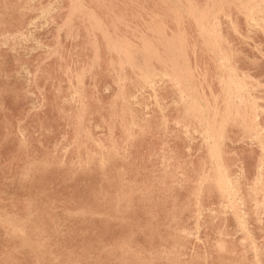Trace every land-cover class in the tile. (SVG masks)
Instances as JSON below:
<instances>
[{
	"label": "rangeland",
	"instance_id": "1",
	"mask_svg": "<svg viewBox=\"0 0 264 264\" xmlns=\"http://www.w3.org/2000/svg\"><path fill=\"white\" fill-rule=\"evenodd\" d=\"M79 1L0 0V264H264V0Z\"/></svg>",
	"mask_w": 264,
	"mask_h": 264
},
{
	"label": "bare ground",
	"instance_id": "2",
	"mask_svg": "<svg viewBox=\"0 0 264 264\" xmlns=\"http://www.w3.org/2000/svg\"><path fill=\"white\" fill-rule=\"evenodd\" d=\"M55 1H56V0H55ZM78 1H79V0H78ZM96 1H97V0H96ZM114 1H115V0H114ZM130 1H131V0H130ZM178 1H179V0H178ZM190 1H192V0H190ZM224 1H225V0H224ZM244 1H245V0H244ZM246 1L248 2V1H250V0H246ZM261 1H262V0H261ZM76 2H77V1H76ZM103 2H104V1H103ZM128 2H129V1H128ZM212 2H213V1H212ZM212 2H211V3H212ZM237 2H238V1H237ZM55 3H56V2H55ZM69 3H70V2H69ZM73 3H75V2H73ZM73 3H72V4H73ZM79 3H80V1H79ZM186 3H188V2H186ZM203 3H204V2H203ZM211 3H210V4H211ZM222 3H224V2H222ZM226 3H227V2H226ZM232 3H233V2H232ZM244 3H245V2H244ZM244 3H242V4H244ZM258 3H260V2H258ZM70 4H71V3H70ZM102 4H104V3H102ZM219 4H220V3H219ZM239 4H240V3H239ZM239 4H238V5H239ZM261 4H262V3H261ZM51 5H53V3H52ZM78 5H79V4H78ZM78 5H77V6H78ZM81 5H82V4H81ZM173 5H174V4H173ZM190 5H191V4H190ZM190 5H189V7H190ZM222 5H223V4H222ZM255 5H256V4H255ZM72 6H73V5H72ZM191 6H192V5H191ZM195 6H196V5H195ZM195 6H194V7H195ZM210 6H211V5H210ZM253 6H254V5H253ZM257 6H258V5H257ZM257 6H256V7H257ZM79 7H80V5H79ZM174 7H175V5H174ZM174 7H173V9H174ZM202 7H203V6H202ZM249 7H250V6H249ZM254 7H255V6H254ZM71 8H72V7H71ZM75 8H76V7H75ZM176 8H177V7H176ZM183 8H184V7H183ZM187 8H188V7H187ZM203 8H204V7H203ZM211 8H212V7H211ZM228 8H229V7H228ZM243 8H244V7H243ZM243 8H241V9H243ZM257 8H259V7H257ZM49 9H50V8H49ZM188 9H190V8H188ZM188 9H187V10H188ZM194 9H195V8H194ZM234 9H235V8H234ZM246 9H248V8H246ZM64 10H65V9H64ZM170 10H172V9H170ZM174 10H175V9H174ZM182 10H183V9H182ZM187 10H186V11H187ZM195 10H197V9H195ZM200 10H201V9H200ZM216 10H217V9H216ZM248 10H249V9H248ZM252 10H253V9H252ZM257 10H258V9H257ZM44 11H45V10H44ZM62 11H63V10H62ZM72 11H73V10H72ZM183 11H184V10H183ZM191 11H192V10H191ZM203 11H204V10H203ZM210 11H211V10H210ZM218 11H219V10H218ZM243 11H244V10H243ZM253 11H254V10H253ZM253 11H252V12H253ZM258 11H259V10H258ZM260 11H261V10H260ZM5 12H6V11H5ZM88 12L91 14L90 10H88ZM92 12H93V11H92ZM175 12H176V11H175ZM175 12H174V13H175ZM184 12H185V11H184ZM192 12H194V11H192ZM212 12H213V11H212ZM220 12H221V10H220ZM246 12L248 13L249 11H246ZM254 12H255V11H254ZM254 12H253V13H254ZM261 12H262V11H261ZM43 13H44V12H43ZM51 13H52V12H51ZM69 13H70L69 15H71V12H69ZM72 13H73V12H72ZM74 13H75V12H74ZM171 13H172V12H171ZM187 13H188V12H187ZM198 13H199V12H198ZM217 13H218V12H217ZM259 13H260V12H259ZM66 14H67V13H66ZM188 14H189V13H188ZM214 14H215V13H214ZM43 15H44V14H43ZM80 15H81V14H80ZM94 15H95V14H94ZM173 15H174V14H173ZM191 15H192V14H191ZM191 15H189V16H191ZM199 15H200V14H199ZM205 15H208V14H205ZM218 15H219V14H218ZM255 15H256V13H255ZM40 16H41V15H40ZM153 16H155V15H153ZM156 16H157V15H156ZM187 16H188V15H187ZM187 16H186V17H187ZM209 16H210V15H209ZM211 16H212V14H211ZM225 16H226V15H225ZM243 16H244V15H243ZM246 16H247V15H246ZM251 16H252V14H251ZM251 16H249V17H251ZM262 16H263V15H262ZM42 17H43V16H42ZM42 17H41V18H42ZM82 17H83V16H81V18H82ZM92 17H94V16H92ZM95 17H96V16H95ZM176 17H177V16H176ZM176 17L174 16V18H176ZM186 17H185V18H186ZM191 17H192V16H191ZM191 17H190V18H191ZM204 17H205V16H204ZM204 17H203V18H204ZM215 17H216V15H215ZM263 17H264V16H263ZM77 18H78V17H77ZM174 18H173V19H174ZM177 18H178V17H177ZM197 18H198V17H197ZM199 18H200V16H199ZM207 18H208V17H207ZM228 18H229V17H228ZM70 19H71V18H70ZM75 19H76V18H75ZM75 19H74V20H75ZM93 19H94V18H93ZM96 19H97V17H96ZM149 19H150V18H149ZM194 19H195V17H194ZM194 19H193V20H194ZM209 19H210V18H209ZM213 19H214V18H213ZM224 19H225V18H224ZM226 19H227V18H226ZM256 19H257V18H256ZM76 20H77V19H76ZM91 20H92V19H91ZM99 20H100V19H99ZM118 20H119V18H118ZM185 20H186V19H185ZM205 20H206V19H205ZM245 20H246V19H245ZM252 20H253V19H252ZM259 20H260V19H259ZM93 21H96V20L94 19ZM120 21H121V20H120ZM170 21H171V20H170ZM200 21H201V20H200ZM214 21H215V20H214ZM253 21H255V18H254ZM260 21H261V20H260ZM40 22H41V21H40ZM159 22H160V21H159ZM173 22H174V20H173ZM177 22H178V21H177ZM250 22H251V20H250ZM255 22H256V21H255ZM257 22H258V21H257ZM261 22H262V21H261ZM33 23H34V22H33ZM69 23H70V22H69ZM211 23H212V22H211ZM215 23H216V22H215ZM252 23H253V22H252ZM70 24H71V23H70ZM96 24H97V22H96ZM98 24H99V23H98ZM155 24H156V23H154L153 25H155ZM201 24H202V23H201ZM207 24H208V23H207ZM216 24H217V23H216ZM5 25H7V24H5ZM160 25H161V24H160ZM196 25H197V24H196ZM204 25H205V24H204ZM96 26H97V25H96ZM98 26H99V25H98ZM197 26H198V25H197ZM209 26L212 27V25H209ZM217 26H218V25H217ZM258 26H259V25H258ZM62 27H63V26H62ZM89 27H90V26H89ZM104 27H105V26H104ZM162 27H163V26H162ZM232 27H233V26H232ZM256 27H257V26H256ZM60 28H61V27H60ZM77 28H78V27H77ZM105 28H106V27H105ZM177 28H178V27H177ZM254 28H255V27H254ZM258 28H259V27H258ZM41 29H42V27H41ZM47 29H48V28H47ZM155 29H156V28H155ZM157 29H158V28H157ZM161 29H162V28H161ZM161 29H160V30H161ZM196 29H197V28H196ZM198 29H200V28H198ZM201 29H202V28H201ZM235 29H236V28H235ZM262 29H263V28H262ZM158 30H159V29H158ZM202 30H203V29H202ZM211 30H212V29H211ZM260 30H261V29H260ZM198 31H199V30H198ZM198 31H197V32H198ZM75 32L78 33V31H75ZM86 32H87V30H86ZM93 32H94V30H93ZM93 32H92V33H93ZM106 32H107V31H106ZM150 32H151V31H150ZM159 32H160V31H159ZM162 32H163V30H162ZM201 32H202V31H201ZM260 32H261V31H260ZM60 33H61V32H60ZM87 33H88V32H87ZM112 33H113V32H112ZM199 33H200V32H199ZM204 33H206V32L204 31ZM209 33H210V32H209ZM212 33H213V30H212ZM233 33H234V32H233ZM74 34H75V33H74ZM88 34H89V33H88ZM139 34H140V33H139ZM172 34H173V33H172ZM178 34H179V33H178ZM213 34H214V33H213ZM213 34H212V35H213ZM234 34H235V33H234ZM258 34H259V33H258ZM58 35H59V34H58ZM155 35H156V34H155ZM163 35H164V34H163ZM198 35H199V34H198ZM232 35H233V34H232ZM235 35H236V34H235ZM93 36H94V35H93ZM108 36H110V35L108 34ZM160 36H162V35H160ZM174 36H176V35H174ZM174 36L172 35L170 39L173 40ZM177 36H178V35H177ZM179 36H180V35H179ZM181 36H182V35H181ZM181 36H180V37H181ZM216 36H217V35H216ZM65 37H66V36H65ZM88 37H89V36H88ZM122 37H123V36H122ZM168 37H169V36H168ZM172 37H173V38H172ZM214 37H215V36H214ZM28 38H29V37H28ZM93 38H94V37H93ZM117 38H118V37H117ZM132 38H133V37H132ZM177 38H178V37H177ZM206 38H207V37H206ZM217 38H218V37H217ZM235 38H236V37H235ZM240 38H241V37H240ZM34 39H35V38H34ZM124 39H125V38H124ZM167 39H168V38H167ZM180 39H181V38H180ZM218 39H220V37H219ZM247 39H248V38H247ZM87 40H88V39H87ZM136 40L138 41V39H136ZM174 40H175V39H174ZM221 40H222V39H221ZM241 40H242V39H241ZM241 40H240V41H241ZM243 40H244V39H243ZM245 40H246V38H245ZM106 41H107V40H106ZM116 41H117V40H116ZM140 41H141V38H140ZM165 41H166V40H165ZM165 41H163V42H165ZM170 41H171V40H170ZM128 42H129V41H128ZM142 42H143V41H142ZM180 42H181V41H180ZM184 42H185V40H184ZM218 42H219V40H218ZM224 42H225V40H224ZM244 42H245V41H244ZM70 43H71V42H70ZM115 43H116V42H115ZM139 43H140V42H139ZM170 43H171V42H170ZM231 43H232V42H231ZM245 43H246V42H245ZM93 44H94V43H93ZM113 44H114V43H113ZM113 44H112V45H113ZM117 44H118V41H117ZM130 44H131V43H130ZM142 44H145V43H142ZM149 44H151V43H149ZM171 44H172V43H171ZM251 44H252V43H251ZM26 45H27V44H26ZM88 45H89V44H88ZM90 45H91V44H90ZM147 45H148V44H147ZM166 45H167V44H166ZM178 45H180V44H178ZM181 45H182V43H181ZM200 45H201V44H200ZM225 45H226V44H225ZM228 45H229V44H228ZM228 45H226V46H228ZM259 45H261V44H259ZM39 46H40V45H39ZM92 46H94V45H92ZM96 46H97V45H96ZM108 46H109V45H108ZM148 46H149V45H148ZM167 46H168V45H167ZM167 46H166V47H167ZM170 46H171V45H170ZM210 46H211V45H210ZM253 46H254V45H253ZM57 47H58V46H57ZM94 47H95V46H94ZM179 47H180V46H179ZM203 47H205V46L203 45ZM229 47H230V45H229ZM257 47H258V46H257ZM259 47H260V46H259ZM95 48H96V47H95ZM172 48H173V46H172ZM180 48H181V47H180ZM207 48H208V46H207ZM254 48H255V47H254ZM92 49H93V48H92ZM110 49H111V48H110ZM143 49H145V48H143ZM176 49H177V48H176ZM176 49H174V51H176ZM218 49H219V48H218ZM233 49H234V48H233ZM261 49H262V48H261ZM75 50H76V49H75ZM107 50H108V48H107ZM186 50H187V49H186ZM216 50H217V49H216ZM55 51H56V50H55ZM55 51H54V52H55ZM73 51H74V50H73ZM96 51H97V50H96ZM111 51H113V50H111ZM143 51H144V50H143ZM148 51H149V50H148ZM180 51H181V49H180ZM205 51H206V50H205ZM208 51H209V50H208ZM256 51H257V50H256ZM30 52H31V51H30ZM84 52H85V51H84ZM189 52H190V51H189ZM55 53H56V52H55ZM98 53H99V52H98ZM144 53H145V52H144ZM147 53H148V52H147V50H146V53H145V54H147ZM183 53H184V52H183ZM220 53H222V52H220ZM224 53H225V52H224ZM96 54H97V52H96ZM120 54H122V52H121ZM123 54H124V53H123ZM180 54H181V53H180ZM184 54H185V53H184ZM257 54H258V53H257ZM22 55H23V54H22ZM67 55H68V54H67ZM141 55H142V54H141ZM156 55H157V52H156ZM93 56H94V55H93ZM134 56H135V55H134ZM147 56H148V55H147ZM94 57H95V56H94ZM96 57H97V56H96ZM169 57H170V56H169ZM213 57H214V56H213ZM97 58H99V57H97ZM143 58H144V56H143ZM184 58H185V57H184ZM218 58H219V57H218ZM92 59H93V58H92ZM193 59H194V58H193ZM193 59H192V60H193ZM225 59H226V57H225ZM227 59H229V56H228ZM227 59H226V60H227ZM110 60H111V59H110ZM126 60H127V59H126ZM251 60H252V59H251ZM260 60H261V59H260ZM59 61H60V59H59ZM62 61H63V60H62ZM95 61H96V60H95ZM95 61H94V62H95ZM112 61H113V60H112ZM157 61H158V60H157ZM229 61H230V60H229ZM92 62H93V61H92ZM140 62H141V61H140ZM158 62H160V61H158ZM161 62H162V61H161ZM182 62H183V61H182ZM182 62H181V63H182ZM184 62H186V61L184 60ZM216 62H217V61H216ZM216 62H215V63H216ZM222 62H223V61H222ZM164 63H165V62H164ZM212 63H213V62H212ZM183 64H184V63H183ZM187 64H188V63H187ZM221 64H222V63H221ZM124 65H125V64H124ZM127 65H128V64H127ZM169 65H171V64H169ZM184 65H185V64H184ZM223 65H224V64H223ZM225 65H226V63H225ZM122 66H123V65H122ZM178 66H179V65H178ZM22 67H23V66H22ZM85 67H86V66H85ZM214 67H215V66H214ZM224 67H225V66H224ZM114 68H115V67H114ZM130 68H131V67H130ZM222 68H223V67H222ZM81 69H82V68H81ZM83 69H84V68H83ZM116 69H117V68H116ZM144 69H145V68H144ZM144 69H143V73L145 74ZM223 69H226V68H223ZM113 70H114V69H113ZM117 70H118V69H117ZM150 70H151V69H150ZM182 70H184V69H182ZM189 70H190V69H189ZM193 70H194V69H193ZM68 71H69V70H68ZM80 71H82V70H80ZM114 71H115V70H114ZM151 71H152V70H151ZM155 71H156V70H155ZM177 71H178V70H177ZM190 71H192V70H190ZM221 71H222V70H221ZM228 71H229V70H228ZM82 72H84V71H82ZM153 72H154V71H153ZM179 72L181 73V71H179ZM214 72H215V70H214ZM65 73H66V72H65ZM114 73H115V72H114ZM151 73H152V72H151ZM174 73H175V72H173V74H174ZM219 73H220V72H219ZM228 73H229V72H228ZM78 74H79V73H78ZM80 74H81V73H80ZM144 74H143V75H144ZM146 74H147V73H146ZM233 74H234V73H233ZM71 75H72V74H71ZM115 75H116V74H115ZM147 75H150V74H147ZM191 75H192V73H191ZM216 75H217V74H216ZM29 76H30V75H29ZM29 76H28V77H29ZM85 76H86V75H85ZM164 76H165V74H164ZM168 76H169V75H168ZM183 76H184V75H183ZM201 76H202V75H201ZM140 77H142V76L140 75ZM165 77H166V76H165ZM74 78H75V77H74ZM78 78H79V77H78ZM171 78H173V77H171ZM175 78H176V77H175ZM177 78H178V77H177ZM177 78H176V79H177ZM185 78H186V77H185ZM220 78H222V77H220ZM229 78H230V77H229ZM237 78H238V77H237ZM241 78H242V77H241ZM71 79H72V78H71ZM117 79H118V78H117ZM179 79H180V78H179ZM231 79H232V77H231ZM234 79H235V78H234ZM242 79H243V78H242ZM242 79H241V80H242ZM67 80H68V79H67ZM69 80H70V79H69ZM76 80H77V79H76ZM180 80H181V79H180ZM218 80H219V79H218ZM232 80H233V79H232ZM237 80H238V79H237ZM246 80H248V79H246ZM249 80H250V78H249ZM215 81H217V80H215ZM230 81H231V80H230ZM76 82H77V81H76ZM220 82H221V81H220ZM222 82H223V81H222ZM232 82H234V81H232ZM242 82H243V80H242ZM158 83H159V82H158ZM183 83H184V82H183ZM225 83H227V82H225ZM236 83H237V82H236ZM252 83H253V82H252ZM77 84H78V83H77ZM116 84H117V83H116ZM218 84H219V83H218ZM234 84H235V83H234ZM238 84H239V83H238ZM81 85H82V84H81ZM156 85H157V84H156ZM192 85H194V84H192ZM216 85H217V84H216ZM229 85H230V84H229ZM229 85H228V86H229ZM247 85H248V84H247ZM247 85H245L246 88H247ZM259 85H260V84H259ZM261 85H262V84H261ZM178 86H179V85H178ZM186 87H187V86H186ZM239 87H240V86H239ZM253 87H254V86H253ZM253 87H252V89H253ZM255 87H257V85H256ZM150 88H151V87H150ZM206 88H207V87H206ZM232 88H234V87H232ZM241 88H242V86H241ZM257 88H258V87H257ZM179 89H180V88H179ZM184 89H185V88H184ZM186 89H187V88H186ZM188 89H189V88H188ZM192 89H193V88H192ZM219 89H220V88H219ZM234 89H235V88H234ZM239 89H240V88H239ZM262 89H263V88H262ZM194 90H195V89H194ZM194 90H192V91H194ZM196 90H197V89H196ZM236 90H238V89H236ZM243 90H244V89H243ZM250 90H251V89H250ZM75 91H76V90H75ZM80 91L82 92V90H80ZM185 91H187V90H185ZM224 91H225V90H224ZM234 91H235V90H234ZM189 92H190V91H189ZM202 92H203V91H202ZM227 92H228V91H227ZM229 92H230V90H229ZM38 93H39V92H38ZM77 93H78V92H77ZM181 93H182V92H181ZM181 93H180V94H181ZM191 93H192V92H191ZM193 93H194V92H193ZM234 93H235V92H234ZM244 93H245V92H244ZM78 94H79V93H78ZM195 94H196V93H195ZM230 94H231V93H230ZM232 94H233V93H232ZM232 94H231V95H232ZM236 94H238V92H237ZM236 94H234V96H235ZM39 95H40V94H39ZM135 95H136V94H135ZM181 95H183V94H181ZM181 95H180V96H181ZM189 95L191 96V94H189ZM227 95H228V94H227ZM227 95H226V97H228ZM231 95H230V96H231ZM247 95H248V93H247ZM32 96H33V95H32ZM76 96H77V95H76ZM195 96H196V95H195ZM195 96H194V97H195ZM197 96H198V93H197ZM218 96H219V94H218ZM232 96H233V95H232ZM81 97H82V96H81ZM151 97H152V96H151ZM199 97H200V96H199ZM202 97H203V96H202ZM212 97H213V96H212ZM212 97H211V98H212ZM79 98H80V96H79ZM79 98H78V100H79ZM116 98H117V97H116ZM185 98H186V97L184 96V99H185ZM191 98H192V97H191ZM195 98H196V97H195ZM233 98H234V97H233ZM237 98H238V96H237ZM241 98H242V97H241ZM248 98H249V97H248ZM248 98H247V99H248ZM76 99H77V98H76ZM83 99H84V98H83ZM132 99H133V98H132ZM186 99H187V98H186ZM199 99H200V98H199ZM231 99H232V98H231ZM71 100H72V99H71ZM149 100H150V99H149ZM181 100H182V98H181ZM241 100H242V99H241ZM252 100H253V99H252ZM191 101H192V100H191ZM231 101H232V100H231ZM233 101H234V100H233ZM238 101H239V98H238ZM259 101H260V100H259ZM247 102L250 103V101H247ZM254 102H255V101H254ZM261 102H262V101H261ZM188 103H189V102H188ZM206 103H207V102H206ZM81 104H82V103H81ZM81 104H80V105H81ZM192 104H193V102H192ZM225 104H226V102H225ZM237 104H239V103L237 102ZM242 104H243V103H242ZM40 105H41V104H40ZM61 105H62V103H61ZM195 105H196V104H195ZM207 105H208V103H207ZM228 105H229V104H228ZM247 105H248V104H247ZM84 106H85V105H84ZM187 106H188V105H187ZM235 106H236V105H235ZM253 106H255V105H253ZM230 107H231V106H230ZM230 107H229V108H230ZM232 107H233V106H232ZM236 107H237V106H236ZM245 107H246V106H245ZM78 108H80V107H78ZM124 108L126 109V107H124ZM202 108H204V107H202ZM233 108H234V107H233ZM127 109H128V108H127ZM143 109H144V108H143ZM213 109H214V108H213ZM236 109H237V108H235V110H236ZM253 109H254V107H253ZM115 110H116V109H115ZM164 110H165V109H164ZM193 110H194V109H193ZM199 110H200V109H199ZM216 110H217V109H216ZM258 110H261V109H258ZM31 111H32V110H31ZM76 111H77V110H76ZM127 111H128V110H127ZM200 111H201V110H200ZM200 111H199V112H200ZM212 111H213V110H212ZM252 111H253V110H252ZM263 111H264V110H263ZM77 112H78V111H77ZM159 112H160V111H159ZM185 112H186V111H185ZM216 112H217V111H216ZM236 112H237V111H236ZM29 113H30V112H29ZM161 113H162V112H161ZM192 113H193V112H192ZM194 113L196 114L195 110H194ZM243 113H244V111H243ZM253 113H254V112H252V114H253ZM255 113H256V112H255ZM83 114H84V113H83ZM120 114H121V113H120ZM159 114H160V113H159ZM200 114H201V113H200ZM211 114H213V113L211 112ZM229 114H230V113H229ZM233 114H234V113H233ZM262 114H263V113H262ZM128 115H129V114H128ZM234 115H236V114H234ZM247 115H248V114H247ZM121 116H122V115H121ZM204 116H205V114H204ZM243 116H244V115H243ZM129 117H130V116H129ZM143 117H144V116H143ZM202 117H203V116H202ZM237 117H238V116H237ZM211 118H212V116H211ZM211 118H210V119H211ZM162 119H163V118H162ZM203 119H204V118H203ZM214 119H215V118H214ZM250 119H251V118H250ZM250 119H249V120H250ZM254 119H256V118H254ZM130 120H131V119H130ZM130 120H129V121H130ZM199 120H200V119H199ZM256 120H257V119H256ZM253 121H254V120H253ZM21 122H22V121H21ZM130 122H131V121H130ZM130 122H129V123H130ZM164 122H165V121H164ZM204 122H205V121H204ZM232 123H233V122H232ZM251 123H252V122H251ZM18 124H19V123H18ZM20 124H21V123H20ZM130 124H131V123H130ZM130 124H129V126H130ZM171 124H172V123H171ZM200 124H201V123H200ZM219 124H220V123H219ZM219 124H218V125H219ZM246 124H247V123H246ZM177 125H178V123H177ZM177 125H176V126H177ZM201 125H202V124H201ZM238 125H239V124H238ZM110 126H112V125H110ZM204 126H205V125H204ZM207 127H209V126H207ZM252 127H254V126H252ZM255 127H256V126H255ZM257 127H258V126H257ZM16 128H17V127H16ZM109 128H110V127H109ZM109 128H108V129H109ZM183 128H184V127H183ZM183 128H182V129H183ZM218 128H219V127H218ZM141 129H142V127H141ZM203 129H204V128H203ZM220 129H221V128H220ZM220 129H219V130H220ZM248 129H249V128H248ZM256 129H257V128H256ZM78 130H79V129H78ZM96 130H97V128H96ZM128 130H129V129H128ZM163 130H164V129H163ZM208 130H209V128H208ZM245 131H246V130H245ZM18 132H19V131H18ZM253 132H254V131H253ZM257 132H258V131H257ZM263 132H264V131H263ZM19 133H20V132H19ZM214 133H215V132H214ZM258 133H259V132H258ZM20 134H21V133H20ZM83 134H84V133H83ZM127 134H128V133H127ZM259 134H260V133H259ZM77 135H78V134H77ZM79 135H80V134H79ZM88 135H89V134H88ZM100 135H101V134H100ZM135 135H136V134H135ZM135 135H134V136H135ZM183 135H184V134H183ZM28 136H29V135H28ZM35 136H36V135H35ZM85 136H86V135H85ZM128 136H129V135H128ZM155 136H156V135H155ZM258 136H259V135H258ZM78 137H80V136H78ZM87 137H88V136H87ZM87 137H86V138H87ZM207 137H208V136H207ZM89 138H90V137H89ZM129 138H130V137H129ZM211 138H212V137H211ZM36 139H37V138H36ZM77 139H78V138H77ZM135 139H136V138H135ZM201 139H202V138H201ZM208 139H209V138H207V141H209ZM218 139H219V138H218ZM26 140H27V139H26ZM60 140H61V139H60ZM130 140H132V139H130ZM21 141H23V140H21ZM29 141H30V140H29ZM194 141H195V140H194ZM218 141H219V140H218ZM31 142H32V141H31ZM93 142H94V141H93ZM99 142H100V141H99ZM26 143H28V142H26ZM32 143H33V142H32ZM94 143H95V142H94ZM103 143H104V142H103ZM103 143H102V144H103ZM260 143H261V142H260ZM33 144H34V143H33ZM73 144H74V143H73ZM73 144H72V145H73ZM193 144H194V143H193ZM208 144H209V143H208ZM96 145H97V144H96ZM98 145H99V144H98ZM259 145H260V144H259ZM36 146H37V145H36ZM43 146H44V145H43ZM43 146H42V147H43ZM49 146H50V145H49ZM99 146H100V145H99ZM120 146H121V145H120ZM160 146H161V145H160ZM207 146H208V145H207ZM211 146H212V143H211ZM211 146H209V147H211ZM214 146H215V145H214ZM23 147H24V146H23ZM69 147H70V146H69ZM102 147H103V146H102ZM124 147H125V146H124ZM256 147H257V146H256ZM38 148H39V147H38ZM103 148H104V147H103ZM211 148H212V147H211ZM211 148H210V149H211ZM18 149H19V148H18ZM24 149H25V148H24ZM56 149H57V148H56ZM100 149H101V148H100ZM106 149H107V148H106ZM115 149H116V148H115ZM214 149H215V148H214ZM219 149H220V148H219ZM259 149H260V148H259ZM22 150H23V149H22ZM39 150H40V149H39ZM48 150H50V149H48ZM108 150H109V149H108ZM185 150H186V148H185ZM224 150H225V149H224ZM28 151H30V150H28ZM63 151H64V150H63ZM65 151H66V150H65ZM65 151H64V152H65ZM104 151H105V150H104ZM115 151H116V150H115ZM124 151H125V150H124ZM159 151H160V150H159ZM186 151H187V150H186ZM196 151H197V150H196ZM20 152H23V151H20ZM37 152H39V151H37ZM259 152H260V151H259ZM17 153H18V152H17ZM44 153H45V152H44ZM101 153H102V152H101ZM101 153H100V154H101ZM107 153H108V152H107ZM123 153H124V152H123ZM197 153H198V152H197ZM212 153H213V152H212ZM218 153H219V152H218ZM26 154H27V153H26ZM30 154H31V153H30ZM38 154H39V153H38ZM115 154H117V153H115ZM77 155H78V154H77ZM92 155H93V153H92ZM102 155H103V154H102ZM102 155H101V156H102ZM123 155H124V154H123ZM213 155H214V154H213ZM215 155H216V154H215ZM23 156H24V155H23ZM97 156H98V155H97ZM31 157H32V156H31ZM46 157H47V156H46ZM51 157H52V156H51ZM77 157H78V156H77ZM86 157H87V156H86ZM211 158H212V157H211ZM240 158H241V157H240ZM257 158H258V157H257ZM263 158H264V157H263ZM20 159H21V158H20ZM32 159H33V158H32ZM37 159H38V158H37ZM91 159H92V158H91ZM236 159H238V158H236ZM24 160H25V159H24ZM88 160H89V159H88ZM98 160H99V159H98ZM98 160H96V161H98ZM126 160H127V159H126ZM161 160H162V159H161ZM211 160H212V159H211ZM225 160H226V159H225ZM31 161H32V160H31ZM104 161H105V160H104ZM106 161H107V160H106ZM165 161H166V160H165ZM219 161H220V160H219ZM239 161H240V160H239ZM11 162H12V161H11ZM11 162H10V163H11ZM36 162H37V161H36ZM91 162H92V161H91ZM98 162H99V161H98ZM101 162H102V160H101ZM160 162H161V161H160ZM205 162H206V161H205ZM232 162H233V161H232ZM259 162H260V161H259ZM3 163H4V162H3ZM30 163H31V162H30ZM227 163H228V162H227ZM236 163H237V162H236ZM11 164H12V163H11ZM37 164H38V163H37ZM72 164H73V163H72ZM72 164H71V165H72ZM76 164H78V163H76ZM86 164H87V161H86ZM89 164H90V163H89ZM104 164H106V163L104 162ZM166 164H167V163H166ZM211 164H212V163H211ZM217 164H218V162H217ZM220 164H221V163H220ZM240 164H241V162H240ZM256 164H258V163L256 162ZM32 165H33V164H32ZM32 165H31V166H32ZM38 165H39V164H38ZM47 165H48V164H47ZM57 165H58V164H57ZM63 165H64V164H63ZM69 165H70V164H69ZM78 165H79V164H78ZM214 165H215V164H214ZM218 165H219V164H218ZM261 165H262V164H261ZM4 166H5V165H4ZM24 166H25V164H24ZM24 166H23V167H24ZM28 166H29V165H28ZM72 166H73V165H72ZM204 166H205V165H204ZM208 166H209V165H208ZM210 166H211V165H210ZM9 167H10V166H9ZM11 167H12V166H11ZM85 167H86V166H85ZM101 167H102V166H101ZM101 167H100V168H101ZM216 167H218V166H216ZM239 167H240V166H239ZM33 168H34V167H33ZM78 168H80V167L78 166ZM164 168H165V167H164ZM164 168H163V169H164ZM166 168H167V167H166ZM176 168H177V167H176ZM244 168H245V167H244ZM256 168H258V166H257ZM222 169H223V168H222ZM21 170H22V169H21ZM167 170H168V169H167ZM219 170H220V169H219ZM175 171H176V170H175ZM177 171H178V170H177ZM216 171H217V170H216ZM221 171H222V170H221ZM245 171H246V170H245ZM258 171H259V170H258ZM1 172H2V171H1ZM1 172H0V173H1ZM4 172H5V171H4ZM206 172H208V171H206ZM239 172H240V171H239ZM25 173H27V172H25ZM28 173H29V172H28ZM171 173H172V172H171ZM173 173H174V172H173ZM153 174H155V173H153ZM218 174H219V172H218ZM239 174H240V173H239ZM262 174H263V173H262ZM23 175H26V174H23ZM192 175H193V174H192ZM20 176H21V175H20ZM175 176H176V175H175ZM204 176H205V175H204ZM223 176H224V175H223ZM233 176H234V175H233ZM262 176H263V175H262ZM182 177H183V176H182ZM254 177H255V176H254ZM257 177H259V175H258ZM204 178H205V177H204ZM261 178H262V177H261ZM261 178H260V179H261ZM14 179H15V178H14ZM222 179H224V177H223ZM255 179H256V178H255ZM255 179H254V180H255ZM19 180H20V179H19ZM254 180H253V181H254ZM257 180H258V179H257ZM187 181H188V180H187ZM222 181H224V180H222ZM262 181H264V180H262ZM201 182H202V181H201ZM203 182H204V181H203ZM254 182H255V181H254ZM156 183H157V182H156ZM181 183H182V182H181ZM223 183H225V182H223ZM126 184H127V183H126ZM176 185H177V184H176ZM198 185H199V182H198ZM227 185H228V184H227ZM177 186H178V185H177ZM196 186H197V185H196ZM253 186H254V185H253ZM197 188H198V187H197ZM226 188H227V187H226ZM248 188H249V187H248ZM254 188H255V187H254ZM166 189H167V188H166ZM188 189H189V188H188ZM233 189H234V188H233ZM196 191H197V190H196ZM227 191H228V190H227ZM259 191H260V190H259ZM223 192H224V191H223ZM237 192H238V190H237ZM153 193H154V192H153ZM157 193H158V192H157ZM157 193H156V194H157ZM167 193H168V192H167ZM226 193H227V192H226ZM233 193H234V192H233ZM262 193H263V192H262ZM2 194H3V193H2ZM148 194H149V193H148ZM170 195H171V194H170ZM227 195H228V194H226V196H227ZM168 196H169V195H168ZM201 196H203V195H201ZM248 196H249V195H248ZM11 197H13V196H11ZM57 197H58V195H57ZM61 197H62V196H61ZM196 197H197V196H196ZM255 197H256V196H255ZM149 198H150V197H149ZM188 198H189V197H188ZM227 198H228V197H227ZM58 199H59V198H58ZM159 199H160V198H159ZM162 199H163V198H162ZM195 199H196V198H195ZM195 199H194V200H195ZM261 199H264V198H261ZM164 200H165V199H164ZM166 200H167V199H166ZM149 201H150V200H149ZM153 201H154V200H153ZM253 201H254V200H253ZM139 202H140V201H139ZM173 202H174V201H173ZM173 202H172V205H173ZM255 202H256V201H255ZM255 202H254V203H255ZM153 203H154V202H153ZM159 203H160V202H159ZM227 203H228V202H227ZM251 203H252V202H251ZM125 204H126V203H125ZM146 204H147V203H146ZM168 204H169V203H168ZM197 204H198V203H197ZM230 204H231V203H230ZM237 204H238V203H237ZM51 205H53V204H51ZM116 205H117V204H116ZM233 205H234V204H233ZM233 205H232V206H233ZM242 205H243V204H242ZM261 205H262V204H261ZM195 206H197V205H195ZM116 207H117V206H116ZM156 207H157V206H156ZM162 207H163V206H162ZM219 207H220V206H219ZM224 207H225V206H224ZM239 207H240V205H239ZM74 208H75V207H74ZM230 208H231V205H230ZM261 208H262V207H261ZM5 209H6V208H5ZM70 209H71V208H70ZM156 209H157V208H156ZM156 209H155V210H156ZM159 209H160V208H159ZM171 209H172V208H171ZM176 209H177V208H176ZM181 209H182V208H181ZM195 209H196V208H195ZM84 210H85V209H84ZM257 210H259V209H257ZM27 211H28V210H27ZM165 211H166V210H165ZM173 211H174V210H173ZM233 211H234V210H233ZM239 211H240V210H239ZM255 211H256V210H255ZM76 212H78V211H76ZM87 212H88V211H87ZM253 212H254V211H253ZM34 213H36V212H34ZM82 213H83V212H82ZM169 213H171V212H169ZM27 214H28V213H27ZM84 214H85V213H84ZM256 214H258V213L256 212ZM261 214H262V212H261ZM10 215H11V214H10ZM87 215H88V214H87ZM234 215H235V214H234ZM8 216H9V215H8ZM28 216H30V215L28 214ZM218 216H219V215H218ZM4 217H5V216H4ZM4 217H3V218H4ZM6 217H7V216H6ZM25 217H26V216H25ZM31 217H32V216H31ZM62 217H63V216H62ZM66 217H67V216H66ZM69 217H70V215H69ZM163 217H164V216H163ZM0 218H2V217H0ZM74 218H75V217H74ZM237 218H238V217H237ZM243 218H244V217H243ZM256 218H257V217H256ZM10 219H11V218H10ZM12 219H13V217H12ZM14 219H15V218H14ZM65 219H66V218H65ZM70 219H71V218H70ZM2 220H3V219H2ZM5 220H6V219H4V221H5ZM73 220H74V219H73ZM73 220H72V221H73ZM184 220H185V219H184ZM190 220H191V219H190ZM0 221H1V220H0ZM62 221H63V220H62ZM76 221H77V220H76ZM126 221H127V220H126ZM213 221H214V220H213ZM237 221H238V220H237ZM255 221H256V219H255ZM16 222H17V221H16ZM20 222H21V221H20ZM28 222H29V221H28ZM172 222H173V221H172ZM240 222H241V221H240ZM257 222H258V221H257ZM3 223H5V222H3ZM10 223H11V222H10ZM21 223H22V222H21ZM178 223H179V222H178ZM237 223H238V222H237ZM241 223H242V222H241ZM258 224H260V223L258 222ZM2 226H3V224H2ZM18 226H19V225H18ZM161 226H162V225H161ZM163 226H164V225H163ZM195 226H196V225H195ZM11 227H12V226H11ZM193 227H194V226H193ZM242 227H244V226H242ZM8 228H9V227H8ZM17 228H18V227H17ZM17 228H16V229H17ZM19 228H20V226H19ZM167 228H168V227H167ZM188 228H189V226H188ZM172 229H173V228H172ZM176 229H177V228H176ZM196 229H197V228H196ZM244 229H245V228H244ZM5 230H6V229H5ZM11 230H13V229H11ZM22 230H23V229H22ZM173 230H174V229H173ZM20 231H21V230H20ZM23 231H24V230H23ZM23 231H22V232H23ZM195 231H196V230H195ZM10 233H12V232H10ZM14 233H15V232H14ZM173 233H174V232H173ZM175 233H176V232H175ZM179 233H180V232H179ZM219 233H220V232H219ZM244 233H245V232H244ZM12 234H13V233H12ZM134 234H135V233H134ZM134 234H133V235H134ZM186 234H187V233H186ZM195 234H196V232H195ZM245 234H248V233H245ZM20 235H22V234H20ZM23 235H24V234H23ZM188 235H189V234H188ZM175 236H176V235H175ZM179 236H180V235H179ZM8 237H9V236H8ZM173 237H174V236H173ZM188 237H189V236H188ZM196 237H197V236H196ZM219 237H220V236H219ZM249 237H250V236H249ZM28 238H29V237H28ZM194 238H195V237H194ZM177 239H178V238H177ZM262 239H263V237H262ZM43 240H44V239H43ZM150 240H151V239H150ZM153 240H154V239H153ZM186 240H187V239H186ZM194 240H195V239H194ZM249 240H250V239H249ZM179 241H180V240H179ZM195 241H196V240H195ZM219 241H220V240H219ZM42 242H43V241H42ZM145 242H146V241H145ZM172 242H173V241H172ZM193 242H194V241H193ZM198 242H199V241H198ZM212 242H213V241H212ZM242 242H243V241H242ZM250 242H251V241H250ZM221 243H222V242H221ZM243 243H244V242H243ZM149 245H150V243H149ZM192 245H193V244H192ZM223 245H224V244H223ZM238 245H239V244H238ZM117 246H118V245H117ZM124 246H125V245H124ZM220 246H221V245H220ZM253 246H254V245H253ZM253 246H252V247H253ZM218 247H219V246H218ZM22 248H23V247H22ZM40 248H41V247H40ZM207 248H208V247H207ZM216 248H217V247H216ZM219 248H220V247H219ZM247 248H248V247H247ZM42 249H43V248H42ZM171 249H173V248H171ZM182 249H183V248H182ZM217 249H218V248H217ZM261 249H262V248H261ZM119 250H120V249H119ZM126 250H127V249H126ZM134 250H135V249H134ZM162 250H163V249H162ZM174 250H175V249H174ZM127 251H128V250H127ZM169 251H170V250H169ZM253 251H254V250H253ZM132 253H134V252H132ZM219 253H220V252H219ZM135 254H136V253H135ZM137 254H138V253H137ZM189 254H190V253H189ZM232 254H233V253H232ZM254 254H255V253H254ZM1 255H2V254H1ZM132 255H133V254H132ZM138 255H139V254H138ZM169 255H170V254H169ZM178 255H179V254H178ZM130 256H131V255H130ZM142 256H143V255H142ZM162 256H163V255H162ZM171 256H172V255H171ZM135 257H136V256H135ZM183 257H184V256H183ZM209 257H210V256H209ZM1 258H2V257H1ZM179 258H180V257H179ZM194 258H195V257H194ZM254 258H255V257H254ZM170 259H171V258H170ZM208 259H209V258H208ZM54 260H55V259H54ZM88 260H89V259H88ZM145 260H146V259H145ZM254 260H255V259H254ZM35 261H36V260H35ZM139 262H140V261H139ZM150 262H151V261H150ZM203 262H204V261H203ZM256 262H257V261H256ZM142 263H143V262H142ZM167 263H168V262H167ZM169 263H170V262H169ZM175 263H177V262H175Z\"/></svg>",
	"mask_w": 264,
	"mask_h": 264
}]
</instances>
